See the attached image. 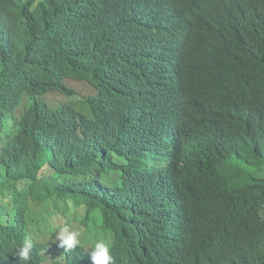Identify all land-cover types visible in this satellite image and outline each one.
I'll return each mask as SVG.
<instances>
[{
    "label": "trees",
    "instance_id": "1",
    "mask_svg": "<svg viewBox=\"0 0 264 264\" xmlns=\"http://www.w3.org/2000/svg\"><path fill=\"white\" fill-rule=\"evenodd\" d=\"M0 198V264H264V0H0Z\"/></svg>",
    "mask_w": 264,
    "mask_h": 264
},
{
    "label": "clouds",
    "instance_id": "2",
    "mask_svg": "<svg viewBox=\"0 0 264 264\" xmlns=\"http://www.w3.org/2000/svg\"><path fill=\"white\" fill-rule=\"evenodd\" d=\"M141 41H147L152 46V52L162 44H168V24L167 19L158 15L157 11H152V15L140 26ZM143 102L147 103L144 99ZM161 187V186H160ZM52 239L58 241L59 246L66 248V251L73 250L82 244V233L71 223H62L54 232ZM35 241L31 236L25 237L15 248L14 254L20 261H30L31 253L34 249ZM90 255L93 264H112L114 257L111 251V241L107 238H97L90 243Z\"/></svg>",
    "mask_w": 264,
    "mask_h": 264
},
{
    "label": "rangeland",
    "instance_id": "3",
    "mask_svg": "<svg viewBox=\"0 0 264 264\" xmlns=\"http://www.w3.org/2000/svg\"><path fill=\"white\" fill-rule=\"evenodd\" d=\"M70 85L73 87H75V89L79 92L80 91V89L82 88V87H84V85L81 83V82H76V81H70ZM85 91H87V89H85ZM81 92V91H80ZM60 95V97H59V95ZM61 93H58V92H56V93H51V94H49L48 96H47V99L50 101V102H55L56 100H60V98H61ZM6 196L7 197H3V198H12V195L9 197V194L7 193L6 194ZM1 199V198H0ZM43 209H44V206H41V207H37L36 208V212H35V214H33V215H29L31 218H39V217H42L43 215L42 214H45V212H43ZM80 210V209H79ZM81 211H79V213H77V214H81L80 213ZM71 213H74V211H72ZM70 216H72V215H70ZM58 221L59 222H61V223H63V220L62 219H58ZM97 229L99 230V231H101V227H97Z\"/></svg>",
    "mask_w": 264,
    "mask_h": 264
}]
</instances>
